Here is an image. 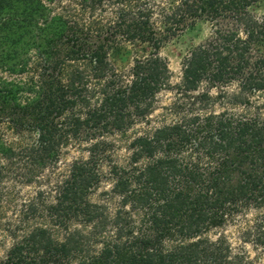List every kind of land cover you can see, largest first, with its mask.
<instances>
[{
	"label": "trees",
	"instance_id": "obj_1",
	"mask_svg": "<svg viewBox=\"0 0 264 264\" xmlns=\"http://www.w3.org/2000/svg\"><path fill=\"white\" fill-rule=\"evenodd\" d=\"M62 1L68 0H0V165L22 170L26 184L57 165L62 150L81 135L98 137L89 148L94 155L104 150L100 137L126 132L149 114L170 88L169 66L159 51L197 21L219 27L184 60L178 88L194 93L204 81H236L239 91L228 96L234 104L264 92V18L250 10L259 0H117L124 5L117 19L92 31L56 13L52 5ZM125 42L153 49L127 72L110 59L127 53ZM201 99L207 106L212 102L208 94ZM5 129L32 133L34 141L8 142ZM131 147L129 170L113 168V192L123 208L112 220L104 206L87 201L102 179L96 162H75L47 210L48 220L35 225L0 264H249L202 235L244 208L264 207L260 115L193 114L138 136ZM34 201L24 219L38 217L42 206ZM128 208L140 213L136 231ZM73 219L90 230H69ZM109 225L114 240L95 251ZM55 228L70 232L62 239ZM246 239L264 245V215Z\"/></svg>",
	"mask_w": 264,
	"mask_h": 264
},
{
	"label": "rangeland",
	"instance_id": "obj_2",
	"mask_svg": "<svg viewBox=\"0 0 264 264\" xmlns=\"http://www.w3.org/2000/svg\"><path fill=\"white\" fill-rule=\"evenodd\" d=\"M168 3L167 0H156L153 4ZM56 13H64L77 23L82 29L92 31L98 27H106L107 24L115 21L117 15L124 5L117 0H104L101 4H81L76 0L62 1L52 5ZM258 19L264 18V0H259L251 9ZM156 12L158 8L156 7ZM155 12L154 20L158 26L161 25V18ZM219 24L208 19L197 21L193 26L185 28L176 37L169 40L159 54L164 58L170 70V88L162 91L156 98L154 107L143 118H138L133 125L123 133H113L100 137L105 142V147L100 153L91 154L90 146L98 140L87 139L81 135L62 150L59 163L50 166L40 172L33 182L26 184L22 180V170L8 172L1 163L0 173V260H5L9 251L14 245L23 241L29 231L42 220L47 221V210L56 204L59 197V188L70 178L72 166L75 162H88L97 164L96 170L102 174L101 181L91 190L87 201L91 204L102 205L112 220L121 206V199L113 192V186L117 181V175L113 168L120 166L129 170V161L133 153L132 142L138 136L152 133L163 126L172 125L184 117L199 114L202 116H213L220 114H231L236 117L254 118L258 115L264 120V92L249 95L247 104H234L228 96L239 91L238 82H230L222 85L212 84L204 81L199 90L194 93H186L178 88L182 83L183 62L191 55L194 48L209 40ZM127 53L123 57L110 56L115 60L118 69L127 72L137 57H146L152 52L147 44L123 43ZM0 75H3L0 72ZM208 94L212 102L207 106L202 102L201 96ZM227 94V95H226ZM4 138L8 142L26 144L34 141L32 133H13L5 129ZM91 140V141H89ZM17 163V162H16ZM17 174V175H16ZM35 205L42 206L39 209L38 217L24 219V213L28 210L30 201ZM38 206V205H37ZM39 207V206H38ZM133 220L132 225L139 228L141 225L140 213L125 209ZM264 215V207H247L240 210L233 217L219 226L209 229L203 233L202 238L214 243H221L228 248L231 256H244L249 264H264V245L256 244L251 239H246L247 233L253 230L257 219ZM87 226V227H86ZM69 230L78 228L84 232L90 230V224L84 225L80 219H73ZM56 235L64 239L69 230L55 228ZM115 228L109 225L102 240L98 243L96 250H100L104 243L114 240ZM197 241V240H196ZM172 248L171 243H166ZM171 246V247H169ZM94 250V249H93Z\"/></svg>",
	"mask_w": 264,
	"mask_h": 264
}]
</instances>
